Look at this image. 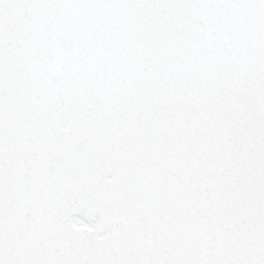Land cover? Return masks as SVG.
Listing matches in <instances>:
<instances>
[{
	"label": "snow or ice",
	"instance_id": "obj_1",
	"mask_svg": "<svg viewBox=\"0 0 264 264\" xmlns=\"http://www.w3.org/2000/svg\"><path fill=\"white\" fill-rule=\"evenodd\" d=\"M0 264H264V0H0Z\"/></svg>",
	"mask_w": 264,
	"mask_h": 264
}]
</instances>
